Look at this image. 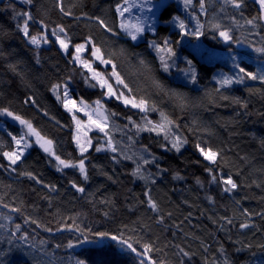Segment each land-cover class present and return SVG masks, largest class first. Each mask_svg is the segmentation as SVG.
<instances>
[{
	"label": "trees",
	"instance_id": "obj_1",
	"mask_svg": "<svg viewBox=\"0 0 264 264\" xmlns=\"http://www.w3.org/2000/svg\"><path fill=\"white\" fill-rule=\"evenodd\" d=\"M8 0H0V30L7 31L9 35H0V106L7 105L11 101V108L25 118L31 120L34 126L48 138L55 141L58 154L66 158L68 153L72 158H78L79 153L72 141V133L75 126L71 122L69 114L58 102L54 94L49 90L51 84L62 81L73 75L71 82V94L79 99L84 97L89 102L100 96L101 89L87 86L78 75L80 69L73 73L74 66L68 63L69 56L58 51V45L49 43L42 45L40 49L41 63L36 64L34 59L35 49L28 45L22 35L15 30V21L10 19L11 10L5 11V4ZM17 9L28 10L27 6L21 5L19 0H12ZM72 0H65L67 6ZM118 0H80L78 6L73 9L72 16H63L54 7V0H36L41 6L40 12L33 7L31 11L36 20L41 18L49 25L48 33L50 40L51 28L55 24L64 25L74 42H82L83 37L93 35L97 42L111 38L123 44L124 38L109 37L98 28L94 21L87 19L81 13L88 16L98 15L109 23L115 21L113 5ZM200 0H197L196 11L199 19L204 22L203 41L211 48L213 54L208 59H202L198 53L190 47L182 45L177 48V64L180 68H187L184 57L193 60L196 67L198 80L192 84L184 74L177 68H172L170 73H163L159 70V61L154 60L155 52L146 48V40L136 44L130 42V50L141 52L146 59L153 63L157 78L167 87L185 93L188 97V105L181 108L179 102L174 98L158 93L149 82L143 77L132 75V70L122 68L121 71L129 80H139L141 94L147 95L150 102H155L157 108L165 111L171 118L180 125V131L187 136L188 144L180 153L166 151L159 147L161 137L155 133L141 132L134 135L135 129L128 132L133 135L136 144L133 150H139L142 145H147L150 150L160 157L159 163L169 171L157 178V184L153 186V196L160 202L161 207L167 212L171 211L172 216L166 218L165 223L158 225L154 222L155 214L147 211L145 206H137L136 199H146L142 196L144 182L133 178L130 173L135 165L130 160H112V153L102 151L95 152L94 148L86 154L88 159L86 165L89 170L90 180L83 182L78 170L64 169L57 171L54 160L50 158L36 144H33L27 154L15 166H10L0 155V249L7 248L5 237L9 232H15L16 226H20L17 236L27 235L29 242L40 246L41 241H46L45 248L49 252H55L56 257L63 260L64 264H73L77 257L86 258L89 264H134L137 258L127 249L112 241H104L99 244L83 245L74 249H55V243H66L75 235L67 229L58 232L57 221L63 217L78 215L77 222L81 226H89L94 230H124L136 229V236H143L145 239L158 235L161 244H169L166 249L168 256L157 255V259H168L176 264L177 257L173 255L176 249L175 244H180L186 250L195 252L190 264H203L202 256L211 260L214 256L222 260L218 249L221 245L226 249L236 264H264V249L259 245L264 244V148L260 147L257 138L264 137V82L260 80L246 79L243 84H232L221 87L217 80L221 74L232 76L235 73L233 58L241 66L250 71H264V53L256 49L264 46V22L253 28L245 25L244 20L257 14L258 5L254 0H245L246 6L242 10H236L231 6H224L219 0H205L206 14L200 12ZM159 13L160 23L157 27V37L170 36L174 40L180 39L177 35L179 30L172 28L170 24H164L163 20H171L172 16L181 13L177 0H170ZM241 11L243 15H241ZM46 13V14H45ZM234 16L240 27L229 19ZM219 23L222 28L216 29L212 25ZM40 30V26L33 22L32 31ZM220 30H229L233 40L226 42L220 35ZM153 38L152 33H147L146 39ZM244 42L253 49L239 48L238 43ZM134 45V47L132 46ZM88 58V53L85 54ZM232 62V63H228ZM17 63L20 76L12 73L7 65ZM109 67V66H107ZM101 66V68H107ZM223 67L227 68L224 69ZM238 71V69H237ZM215 77V79H214ZM219 88L220 92L215 90ZM251 89V91H249ZM210 93V97L205 93ZM28 96H34L37 105H26L24 100ZM228 96L224 100L221 97ZM232 98H239L240 103H234ZM105 106L111 111L119 113L112 118L114 124L123 128L127 124L125 116L131 115L134 120L140 121L141 114L138 110L124 107L115 98H103ZM246 103L247 108L242 105ZM46 110L49 115H44ZM53 117L55 119H53ZM148 118L159 119V113H148ZM4 126L0 127V141L6 146L11 145V138L7 135L10 131L18 135L22 127L11 123V118H2ZM60 123L57 124L56 121ZM195 121V124L193 123ZM189 129H192L191 131ZM207 130V131H205ZM113 135L117 141L127 144V138L120 129L113 128ZM90 137L95 145L97 140L103 143V135L92 131ZM207 141L214 149H222V155L229 162L233 178L241 185L234 193L225 194L215 184H209V174L204 171L208 162L200 158L194 145L197 142ZM191 151L197 156L191 165L184 164L182 153ZM248 157L244 162L240 158ZM92 165H96L93 169ZM15 167L16 171L12 168ZM215 167V166H213ZM100 169L113 176L116 183L107 180L100 174ZM156 172L154 166L150 169ZM237 170L240 175H236ZM21 171H31L44 184L55 185L58 191H50L44 184H38L27 176H21ZM219 175V170L217 169ZM229 167L224 168L228 173ZM179 173L183 179H173L174 173ZM199 177L203 187L196 183ZM69 180H76L83 183L86 192L81 194L75 191L69 184ZM255 181V183H253ZM259 185V186H257ZM88 192H95L94 198H85ZM212 196L215 202L209 201L206 197ZM108 198L114 201L109 206L101 204L100 201ZM95 200V205L90 200ZM239 200L237 206L235 201ZM4 205H9L5 207ZM130 206L131 209H130ZM13 207H21L20 212H14ZM239 209V210H238ZM247 209L249 216L241 215V211ZM109 212L105 217L103 213ZM31 216L39 220L43 225L51 227L52 232L45 231L44 227H37L36 224L26 221ZM232 218L233 223L227 224L221 217ZM150 225L151 231L142 229L139 220ZM241 222H247L249 228L241 229ZM70 224L71 221H68ZM175 225H179L176 227ZM223 225V228L221 227ZM187 234V235H186ZM126 235H133L126 231ZM230 237V238H229ZM199 238V239H197ZM208 246L209 251L203 252L200 241ZM238 242V243H237ZM253 245L251 249L247 245ZM241 248V251H236ZM253 253H255L253 255ZM13 264L19 259V253L11 257Z\"/></svg>",
	"mask_w": 264,
	"mask_h": 264
},
{
	"label": "snow or ice",
	"instance_id": "obj_2",
	"mask_svg": "<svg viewBox=\"0 0 264 264\" xmlns=\"http://www.w3.org/2000/svg\"><path fill=\"white\" fill-rule=\"evenodd\" d=\"M80 0H72L67 6L65 0H54V7L63 16H72L73 9L76 8ZM21 5L27 6L28 10L23 8L17 9L16 4L12 0H8L5 4V11L11 10L10 19L15 21V30L19 32L25 42L35 49L34 59L36 64L41 63L40 49L42 45L49 43H55L58 45V51L67 54L70 58L69 64L74 66L73 73L76 74V69H80L78 75L83 79V82L91 87L101 89L100 96L94 101L89 102L84 97L75 98L71 94V82L74 79L73 75L66 77L62 81H58L51 84L49 89L55 96L56 100L60 102L63 108L71 114V122L75 126L72 133V141L76 145V150L79 153L78 158H72V154L68 153L66 158H62V154H58L55 146V141L43 135L33 124V122L23 115L17 113L11 108V101H8L7 105L0 106V116L10 117L13 121L19 122L23 129H26L20 135H14L12 132H8L7 135L11 138V145L6 146L3 141H0V155L8 162L10 166H15L21 161L26 150L32 147V137L35 138L34 142L38 145L45 154H47L55 162L57 171H63L64 169L78 170L80 176L83 178V182L90 180L89 170L86 165V160L89 153V149L94 148L95 152L100 153L107 151L112 153V160L118 159L130 160L135 165L130 175L140 181L144 182V191L142 196L146 199H136L137 206H145L147 211L155 214L154 222L158 225L164 224L166 218L172 216L171 211H165L160 202L153 196V186L157 184V178H162L163 174L169 171L168 168H164L159 163L160 157L153 153L147 145H142L139 150H133V146L136 141L133 139V135H129L132 129H135L134 135H139L141 132L155 133L157 137L162 138V142L159 143V147L166 151H174L180 153L185 145L188 144L187 136L183 135L180 131V125L176 120L171 118L165 111L157 108L155 102H150V98L147 95L141 94V85L139 80H129L127 76L121 71L122 68H128L132 70V75H139L143 77L144 81L149 82L152 88L158 93H163L165 96L174 98L179 102L181 108L188 105V97L185 93H182L173 88H167L156 76V69L153 63L144 57L141 52L130 50L129 43L135 42L139 44L146 40V48L155 52L154 60L159 61V70L163 73H170L172 68L184 74L185 78L190 80L192 84H196L198 80V74L192 59L184 57L188 67L180 68L177 64L178 52L177 48L181 44V41L189 35L199 38L204 35V25L200 23L199 18L196 17V29L193 32L188 31V26L184 19L180 16H172L171 20L164 19V24H174L179 32L177 35L180 39H173L170 36L157 37V23L160 21L156 16V11L166 7L163 3L157 5L153 3V0H142L137 3V0H118L113 5L115 21L109 23L101 16L94 15L88 16L87 13H81V15L87 17V19L94 21L98 28L104 34H109V37L120 38L123 36L124 43L120 44L111 38L101 40L97 42V39L93 35H87L83 37L82 42H74L73 38L69 35L68 31L62 24H55L51 28V37L54 40H50L48 33L49 25L45 22V19L41 18L36 20L33 16L31 9L35 7L37 12H40L41 6L36 3V0H19ZM254 3L258 5L257 14L251 18L244 20L245 25H251L253 28L259 27V22H264V0H254ZM185 9L192 5V0H183ZM231 6L236 10H242L246 4L245 0H223L220 10L224 11V6ZM200 10L206 14L205 0H200ZM139 9L140 15L135 18H130L132 10ZM46 14V13H45ZM126 14H129V18H126ZM241 15H243L241 11ZM237 27H240L239 22L234 16H230ZM35 22L40 26V30L33 32L32 23ZM213 28L221 29L222 26L219 23L213 24ZM147 33H152L153 38L146 39ZM0 35L7 36V31L0 30ZM219 35L223 37L225 41L233 40V36L229 30H220ZM264 39V38H262ZM134 47V45H132ZM257 52L264 53V46L257 48ZM88 53V58H84V54ZM202 57H211L214 55L210 52H201ZM109 66L107 68H101V66ZM233 67L238 69L234 76L221 74V78L217 80V84L221 87L230 86L232 84H243L246 79L260 80L264 82V71H250L246 67L241 66L239 62L233 58ZM7 68L17 76H20L23 80V74L18 71L17 63H9ZM215 79V77H214ZM217 93L220 89L215 90ZM251 91V89H249ZM4 94L0 92V97ZM210 97V93H205ZM104 97H112L119 101L124 107L138 110L141 114L140 121L133 119L131 115L125 116L127 124L120 128L119 125L112 122V118L119 115V113L111 111L105 106L103 100ZM224 100L230 99L228 96L221 97ZM234 103H240L239 98H232ZM37 100L34 96H28L24 100L26 105H37ZM243 107L247 108V104L244 103ZM159 113L158 120H152L148 118V113ZM77 113H83L87 117V120H83L77 116ZM44 115L48 116L49 113L44 110ZM264 115V114H262ZM53 119H55L53 117ZM57 124L60 122L57 120ZM195 124V121H193ZM113 128L120 129L122 134L126 136L128 143L122 144L121 141H117L113 135ZM92 129L98 130L103 134V143L97 140L96 144H93V139L88 135ZM123 129H128V132H124ZM190 131L192 129H189ZM207 131V130H205ZM261 148H264V137L257 138ZM196 151L208 162V166H205L204 171L209 174V184H215L220 186L221 192L228 194L234 193L241 185L233 178L231 167L229 162L222 155V149H214L207 141L197 142L194 145ZM242 161L247 162L248 157H241ZM154 166L156 172H152L149 169ZM215 166V167H213ZM3 167V165H0ZM93 169H96V165H92ZM229 167L228 173L224 172V168ZM219 170V175L216 170ZM16 171V168H12ZM100 174L105 176L107 180L116 183L112 175L100 169ZM21 176H27L29 179L35 180L38 184H44V182L37 178L31 171H21ZM236 175H240L237 170ZM179 173L173 174V179H183ZM196 183L203 187V182L199 177L196 178ZM255 183V181H253ZM69 184L78 193H85L86 188L83 183H77L76 180H69ZM259 186V185H257ZM44 187L50 191H58L55 185L44 184ZM95 192H88L86 199L94 198ZM209 201L215 202L212 196L206 197ZM95 205V200H90ZM101 204L113 205L114 201L105 198L100 201ZM235 204L239 206L240 201L236 200ZM9 207V205H4ZM132 206H130L131 209ZM14 212H20L21 207H13L11 209ZM239 210V209H238ZM105 217L109 216V212L103 213ZM241 215L249 216L247 209L241 211ZM264 215V213H262ZM78 215L67 217L65 220L61 217L57 221L58 227L56 231L61 232L65 229L76 233L73 239L67 240L66 243H55V249L67 248L74 249L83 245L99 244L104 241H112L120 245L122 248L127 249L130 253L134 254L137 258L134 264H172L168 259L155 258L157 255L163 254L164 257L168 256L166 249L169 244L167 242L161 244L160 237L157 235L155 239H145L143 236H136V229H128V226H124V230L117 229L111 230H94L89 226H81L77 222ZM221 220L231 225L233 223L232 218L221 217ZM27 222L36 224L37 227H44L45 231L52 232L51 227L43 225L39 220L26 217ZM68 221H71L69 224ZM142 229L151 231L149 224L142 219L139 220ZM179 227V225H175ZM3 227V225H0ZM223 228V225H221ZM239 227L241 229L249 228L247 222H241ZM20 231V226H16L15 232H9L5 237L7 241V248L0 249V264H13L11 259L14 253H19V259L15 261V264H64L63 260L56 257L55 252H49L44 246L46 241H41L40 246L29 242V237L25 235L17 236L16 233ZM126 231H131L133 235H126ZM187 235V234H186ZM230 238V237H229ZM199 239V238H197ZM238 243V242H237ZM201 248L204 253L209 251L208 246L204 244V241H200ZM173 247L176 251L173 253L178 259L176 264H190L192 258L196 255L195 252L186 250L180 244H175ZM251 249L253 245L246 246ZM261 249H264V244L259 245ZM241 248H237L236 251H241ZM222 260L217 257H213L209 260L206 256H202L203 264H236V262L230 257L223 245L218 249ZM255 253H253L254 255ZM74 264H89L88 259L77 257ZM246 264V262H245Z\"/></svg>",
	"mask_w": 264,
	"mask_h": 264
},
{
	"label": "rangeland",
	"instance_id": "obj_3",
	"mask_svg": "<svg viewBox=\"0 0 264 264\" xmlns=\"http://www.w3.org/2000/svg\"><path fill=\"white\" fill-rule=\"evenodd\" d=\"M169 1H170V0H153V3H155V4H157V5L163 3V4L166 6V5L169 3ZM219 1H220V2H223V0H219ZM140 2H142V0H137V3H140ZM177 3H178L179 10L181 11V13H178V14H176V15L180 16L181 19H184V20H185V22H186V24H187V26H188V31H189L190 33L193 32V31H195V29H196V17L199 18L198 12L196 11V3H197V0H192V5H191L189 8H187V9H185V7H184L183 0H177ZM162 9H163V8H161L159 11H156V10L154 9V11L156 12V16H157V18H158L159 21H160V19H159V13H160V11H161ZM200 12L203 13L201 10H200ZM140 14H141V13L139 12V9L134 8V9L132 10L131 14H130V18H135L137 15H140ZM176 15H175V16H176ZM126 18H129V14H126ZM199 21H200L201 24L204 25V22H202L200 19H199ZM160 22H161V21H160ZM160 22H159V23H160ZM159 23H157V25H158ZM157 25H156V26H157ZM170 25L172 26V28H175V29L179 30L174 24H171V23H170ZM203 31H204V27H203ZM222 38H223V37H222ZM226 42H228V41H226ZM181 43H182V45L187 46V47H190L191 49H193L194 51H196V52L198 53L199 57L202 58V59H203V58H204V59H208V57H202V56L200 55L201 52H210V53H213V51L211 50V48H209V47L205 44V42L203 41V35L200 36L199 38H196V37H193V36L189 35L188 37H185V38L181 41ZM46 45H48V44H46ZM238 47H239V48H245V49H252V50H255V49H253L252 46H250V45H248V44H246V43H244V42H240V43H238ZM85 54H86V53H85ZM85 54H84V58H85ZM228 63H232V62H229V61H228ZM102 66H103V65H102ZM104 67H107V66H104ZM223 68H224V69H227V68H225V67H223ZM236 73H237V69H235V73H234V75H235ZM234 75H232V76H234ZM107 98H110V97H107ZM77 116H78L79 118L85 120V121L87 120V117L84 116L83 113H77ZM1 117H2V118H10V117H5V116H1ZM3 126H4V123H3L2 120H0V127H3ZM24 131H26V129H23V128H22V129L20 130V132H19L18 135L22 134ZM92 131H96L97 133H99L98 130H96V129H92ZM92 131H90V132L88 133L89 136H90V134H91ZM99 134H100V135H103V134H101V133H99ZM31 139H32V141H33V144H35V142H34L35 138L32 137ZM103 139H104V138H102V141H103ZM33 144H32V145H33ZM29 149H30V148H29ZM29 149L26 150L24 156L27 154V152L29 151ZM89 150H90V149H89ZM24 156H23V157H24ZM199 156H200V155H199ZM23 157H22V158H23ZM182 157H183L184 164H186V165H191L193 159L197 158V156H196L195 154H193V153H192L191 151H189V150L184 151V152L182 153ZM22 158H21V159H22ZM200 158H202V157L200 156ZM73 264H74V262H73Z\"/></svg>",
	"mask_w": 264,
	"mask_h": 264
},
{
	"label": "water",
	"instance_id": "obj_4",
	"mask_svg": "<svg viewBox=\"0 0 264 264\" xmlns=\"http://www.w3.org/2000/svg\"><path fill=\"white\" fill-rule=\"evenodd\" d=\"M11 123H12L13 125L17 126V127H22V126L19 124V122H17V121H13L12 119H11Z\"/></svg>",
	"mask_w": 264,
	"mask_h": 264
}]
</instances>
